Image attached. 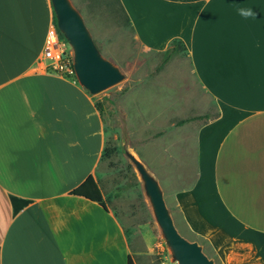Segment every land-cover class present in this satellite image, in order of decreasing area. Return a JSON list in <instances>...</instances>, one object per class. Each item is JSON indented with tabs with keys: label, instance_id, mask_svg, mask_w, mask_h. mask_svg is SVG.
Wrapping results in <instances>:
<instances>
[{
	"label": "crops",
	"instance_id": "obj_1",
	"mask_svg": "<svg viewBox=\"0 0 264 264\" xmlns=\"http://www.w3.org/2000/svg\"><path fill=\"white\" fill-rule=\"evenodd\" d=\"M120 2L144 49L184 43L217 105L195 132L194 176L173 193L182 236L214 263L264 264V0ZM248 7L255 18L239 14ZM52 18L51 0H0V264H137L104 195L107 209L70 192L95 176L104 129L85 87L47 70Z\"/></svg>",
	"mask_w": 264,
	"mask_h": 264
},
{
	"label": "rangeland",
	"instance_id": "obj_2",
	"mask_svg": "<svg viewBox=\"0 0 264 264\" xmlns=\"http://www.w3.org/2000/svg\"><path fill=\"white\" fill-rule=\"evenodd\" d=\"M75 9L95 50L119 73V80L98 92H87L100 101L104 148L113 153L101 157L95 178L106 203L127 230L137 264H173L155 220L144 183L129 153L157 179L165 205L178 232L189 238L180 224L173 193L186 187L194 169L188 155L194 150L196 130L206 120L178 124L187 117L217 113L216 103L201 88L184 50L160 68L161 53L144 49L120 14L98 0H67ZM52 25L62 50V71L80 83L75 72L72 43L61 33L52 0ZM63 33V31H62ZM51 60L47 59L49 65ZM69 69L72 72H69ZM103 153V151H102ZM188 157V158H187ZM204 189L209 190L205 180ZM198 192V191H197ZM199 204L207 218L217 215L208 199ZM206 202V203H205ZM179 223V224H178ZM147 247H150L148 249ZM204 250V249H203ZM214 264H220L215 261Z\"/></svg>",
	"mask_w": 264,
	"mask_h": 264
},
{
	"label": "water",
	"instance_id": "obj_3",
	"mask_svg": "<svg viewBox=\"0 0 264 264\" xmlns=\"http://www.w3.org/2000/svg\"><path fill=\"white\" fill-rule=\"evenodd\" d=\"M53 2L57 20L63 31L61 33L74 48V67L80 84L91 92H98L115 84L120 78L119 73L99 56L75 9L67 0ZM129 158L144 183L145 194L168 246L173 264H214L213 259L208 258L203 252L201 245L196 241L187 240L177 231L157 179L134 155L129 153Z\"/></svg>",
	"mask_w": 264,
	"mask_h": 264
},
{
	"label": "trees",
	"instance_id": "obj_4",
	"mask_svg": "<svg viewBox=\"0 0 264 264\" xmlns=\"http://www.w3.org/2000/svg\"><path fill=\"white\" fill-rule=\"evenodd\" d=\"M98 1H103L105 4H107L108 7H111L115 11H117L120 14L121 18L124 20L125 24L131 28V23L129 21V18H128L120 0H98ZM52 21H53V23H55L54 14H53ZM59 37L62 39V33L59 34ZM181 50L185 51L184 43L180 39H173L169 43L168 47L161 53L162 60L160 63V68L163 65H165L167 62H169V60L172 58V56L175 53L180 52ZM47 70L50 72H56V71L52 70L49 66H47ZM62 75L74 80V78H72L69 75H66V74H62ZM94 105L99 110V112L101 113L103 110L102 102H100V101L94 102ZM209 119H210V116H208L207 114L197 115V116H192V117H187L185 119H181L178 121V124H184L185 122L194 121V120H206L207 121ZM111 153H113V149L104 148L101 157L105 156V154L110 155ZM70 192H71V194L80 195V196H83L89 200H92V201L98 203L104 209H107L106 203L103 200V196H102L101 190L99 188L98 182H97L95 176H93V175H88L87 178L79 186L72 189ZM16 201H20V206H24L28 203V201H26V200H21V199H18L16 197H11V202L13 203V205ZM18 209H19V207L15 208L14 213H16L18 211ZM127 264H134L131 256L128 257Z\"/></svg>",
	"mask_w": 264,
	"mask_h": 264
},
{
	"label": "built area",
	"instance_id": "obj_5",
	"mask_svg": "<svg viewBox=\"0 0 264 264\" xmlns=\"http://www.w3.org/2000/svg\"><path fill=\"white\" fill-rule=\"evenodd\" d=\"M54 23H52L53 25ZM59 39L57 37V34L53 28V26L50 27L48 31V37H47V47L45 48L44 51V57L46 59L51 60L49 66L52 70L54 71H62V68L64 67L61 62H62V50H59L57 47ZM69 72H72L69 69Z\"/></svg>",
	"mask_w": 264,
	"mask_h": 264
},
{
	"label": "clouds",
	"instance_id": "obj_6",
	"mask_svg": "<svg viewBox=\"0 0 264 264\" xmlns=\"http://www.w3.org/2000/svg\"><path fill=\"white\" fill-rule=\"evenodd\" d=\"M239 14L244 17L245 19L247 18H255V13L252 11L251 7L248 8H241L239 10Z\"/></svg>",
	"mask_w": 264,
	"mask_h": 264
}]
</instances>
